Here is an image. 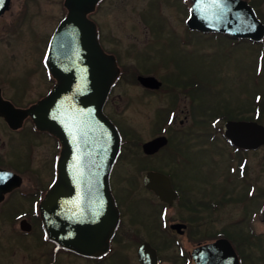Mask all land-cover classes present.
I'll use <instances>...</instances> for the list:
<instances>
[{
  "label": "flooded vegetation",
  "instance_id": "flooded-vegetation-1",
  "mask_svg": "<svg viewBox=\"0 0 264 264\" xmlns=\"http://www.w3.org/2000/svg\"><path fill=\"white\" fill-rule=\"evenodd\" d=\"M30 1L33 4L36 3L38 8H46L44 3H52L53 9L58 8L61 11L52 28L47 30L48 33H42V30L47 28L43 25H41L43 28H34L32 34H23L22 27H18L26 20V10L30 9ZM151 1L150 11L152 13L145 10L142 12L143 14H139L140 17L147 13L153 14V16L152 20L149 18V21L146 20L148 18H140L147 29L148 37L143 48L133 47L134 49H130L131 52L138 54L139 59H142L133 67L122 65L115 48H109L104 44L106 38L101 30L100 21L94 19L95 13L107 3V0H98L93 10L87 14V17L93 20L96 25L97 38L102 50L114 56L119 68V76L109 89L102 105L103 114L115 124L120 136L118 152L108 174V189L111 192L118 217L112 234L108 236L105 249L99 254H84L70 246L63 245L62 242L70 238V241L77 240L78 236L74 233L78 231L76 220L78 211L84 212V215L88 211L95 212L88 221L90 226L93 225L92 232L109 231V223L105 225V220L101 222L102 229L98 228L99 221L97 219L101 217L100 209L102 219L103 213L107 209L103 199L95 198V187L88 188L90 194L86 192L84 186L79 187V180L73 178L75 174L72 178L63 179L60 177L62 142L58 136L36 128L29 115L25 116L21 125L15 128L9 122L13 118L12 112H7L10 105L27 108L35 104L45 97L55 85L56 79L50 74L46 58L52 33L66 15L68 7L65 0H52L51 2L18 0L16 2L17 11L13 12V0H8L5 9L0 12V61L6 56L12 64L11 67H7L0 62V222L5 224L0 227L1 233H3L2 237L0 236V255L6 253L3 250L5 247H9L6 263L9 264L10 261L11 264H153L156 259L157 264H196L192 256L195 248L224 237L231 244L239 264H264V185L255 184L247 171L248 153L259 150L264 145L249 149L237 147L231 144L222 131L223 123L227 120H253L250 118L257 115L259 117L257 121L260 122L263 111L261 104H254L255 101L253 102L252 97L251 106L245 109L239 107L233 111L227 109L226 105H222L219 110H209L210 103H206V101L203 102L202 107L198 108L199 96L202 95V90H206L205 78L186 76L182 73L184 65L181 64L184 61H189L187 56L191 52L195 55V48L188 47L194 38L198 40V45L202 44L206 36L226 38L228 43L223 46L225 48L223 49L225 55L222 54L224 59L232 53V50L230 52L226 50L230 46L234 49V46L239 43L253 45V42L249 39H236L227 34L202 33L189 28L187 19L192 0ZM245 1L255 10L264 25V18L259 12L264 0ZM0 5H2L1 2ZM166 11L171 17L166 14ZM7 13L11 14L9 19L6 18ZM15 30L17 31L15 32ZM167 37L171 38L172 43H168L170 40ZM18 38L22 39L18 40ZM173 42L175 43L173 44ZM261 42L264 43V36ZM22 44H27V46L22 47ZM162 44L165 48L173 47L187 54L182 59H179L178 54L172 55L168 61L164 49L159 50L160 47H163ZM183 46L188 49L187 52L183 51ZM23 53L30 55L24 64L20 61L24 58ZM148 64H152V66L148 67ZM17 67L18 73L14 74ZM164 69H168L171 75L166 78L158 75ZM125 75H134L136 88L133 101L137 106H141L143 117H145V120H137V125L142 127L150 125L149 131L145 130L147 133H151L150 137L142 140L137 135V138L133 139L137 144L135 147L137 161L135 163L140 167L138 170L144 171L139 185L145 193L138 192V188L141 189L140 186L138 187V182L135 183L137 188L131 186L126 191H122L117 187L114 179L115 169L121 164V159L125 155L130 132L125 129L124 125L122 126L123 122L118 118L119 111L111 109L109 103H112L114 88L124 79ZM141 76L154 77L159 84L156 86L144 84L139 79ZM253 77L254 74L251 79ZM34 79L39 80L43 91L40 90L35 96L27 97L26 92L30 89V84ZM216 96L217 94H214V97ZM156 100L159 102L158 106L155 108L152 118L148 120L149 116L144 112V106L156 102ZM182 103L186 104V108L181 109ZM2 106H5L6 110ZM220 122L222 123L220 124ZM195 127L197 129L194 133ZM160 136L165 138L164 144L152 152H146L143 149L144 143ZM193 142L201 143L200 149L191 150L192 144L195 145ZM206 142L211 144V149L207 151L208 154H213L217 159L213 158L214 164L209 166L208 175L204 174L203 180H199L197 175L200 173L197 172V169L204 164L203 152L205 151H203L202 145ZM221 142L224 144L223 147ZM223 150L228 152L229 157L226 160L224 171L216 177L214 166L215 164L220 166ZM180 158L183 160L181 163ZM153 160L155 161L151 162ZM227 161H229V165ZM186 170H189L190 176L186 175ZM180 171H183L182 176L180 175L181 178L190 177V180L193 179L190 181L191 186L195 185L201 191L203 190L202 201L194 203L188 194L184 197L183 193L186 188L181 187L180 182L177 183ZM148 172L165 176L175 195L168 194L163 199L155 191L146 187L144 176ZM129 181L135 182V180ZM136 181L138 180L136 179ZM53 184L57 186L53 215L58 223L57 229L64 230L58 240H54L48 235L43 221L42 207ZM238 191L240 192L238 193ZM119 194L123 198L121 202L118 199ZM127 194L129 198H127ZM141 195L142 197H140ZM134 196L137 205L142 203L150 208V218L154 220L153 237L146 234L143 224H140L135 218V213L138 210L130 209V212L128 209V201L132 200ZM209 199H213L209 202V212H207L210 217L216 214L221 206L226 205L227 201L235 204L242 202L245 211L244 217L240 220L235 219L232 226L236 227V223L244 220L248 215L247 224L249 221H256L254 227L247 226V230L251 234L250 237L242 236V227L232 233H228L227 230H217L212 236L214 239L199 242L190 249L185 248L179 237H187V231H192L189 236L195 237L196 234H200L199 228L205 229V224L201 226L194 224V226L192 223L199 222L200 219L203 223L207 219L205 222L207 225L210 224L209 217L204 216L203 219L201 211H198L204 209V204ZM191 201L192 203L189 205ZM178 206L182 209L180 212L186 208L191 210L192 217L185 219L169 216L173 213L172 209ZM217 209L218 211H216ZM177 212L178 210L175 209V213ZM155 213H157V218L154 219ZM8 217H11L10 220ZM259 223L263 224V230L259 229V225H257ZM207 225L206 232L209 231L208 228L211 229ZM7 227L12 233L11 239L5 236ZM259 233L263 238L259 236ZM30 243H34L35 246ZM252 247L261 250L257 252L259 255L256 259Z\"/></svg>",
  "mask_w": 264,
  "mask_h": 264
},
{
  "label": "water",
  "instance_id": "water-1",
  "mask_svg": "<svg viewBox=\"0 0 264 264\" xmlns=\"http://www.w3.org/2000/svg\"><path fill=\"white\" fill-rule=\"evenodd\" d=\"M8 0H0V12ZM98 0H65L68 7L64 18L54 30L48 51L47 65L55 85L41 100L27 108L9 106V121L19 127L29 115L39 130L58 136L62 142L61 175L77 178L79 187H95L94 195L103 199L107 211L101 217L109 223V231L92 232L88 221L93 211L77 213L76 241L65 239L63 245L84 254H99L107 244L108 236L117 222V209L108 189V174L119 148V135L113 123L102 113V105L109 88L118 75L115 58L99 45L95 23L87 17ZM187 25L203 32H223L234 37L258 41L264 34V25L244 0H192ZM150 86L159 82L151 76L139 77ZM157 83V84H156ZM5 110L6 107L2 106ZM6 114V112H5ZM6 116V115H5ZM223 132L233 145L246 149L264 144V126L254 121H231L223 125ZM165 138L157 137L143 144L146 152L156 150ZM67 171V172H66ZM77 175V176H76ZM144 185L159 197L175 195L165 176L148 172ZM57 186L53 184L43 204V221L48 235L58 240L64 230H58L53 215ZM264 217V208H263ZM108 218V220H107ZM63 236V235H62ZM192 256L196 264H239L238 258L225 238L197 247ZM144 263L142 257H140ZM155 259V257H154ZM145 264V263H144ZM157 264V261H153Z\"/></svg>",
  "mask_w": 264,
  "mask_h": 264
},
{
  "label": "rangeland",
  "instance_id": "rangeland-1",
  "mask_svg": "<svg viewBox=\"0 0 264 264\" xmlns=\"http://www.w3.org/2000/svg\"><path fill=\"white\" fill-rule=\"evenodd\" d=\"M17 1L18 0H13V4H12L13 12L17 11L16 9ZM51 1L52 0H44V2H51ZM151 2H152L151 0H107V3H105L104 6L94 15V19L95 20L98 19L100 21L101 30L105 34L104 38L106 39L104 41V44L109 48H113V47L115 48V50L118 52L120 63L122 65L133 67V65L137 64L141 59V58L139 59L138 54L131 52L130 49H134L133 47L143 48L145 45V41L148 37V33H147V29L144 27L140 18L141 19L148 18L146 20L149 21V18L151 19L153 14L150 15L147 13L144 16L141 15V17L139 16V14H143L142 12H144L145 10L146 11L149 10V12H151L150 11V6L152 4ZM40 5L42 6V4ZM44 5L46 6V8L44 6H43L44 8H38L36 3L33 4L30 1V9L26 10L27 12L26 20L21 25L18 26L20 28L22 27L21 30L23 34H32L33 29L42 27L41 25H43V27L44 26L47 27L42 30L43 31L42 33H48L49 28H52L53 24L55 23L61 11H59L58 8L53 9L52 3H44ZM259 12L264 18V2L260 6ZM166 14L171 17V15H169L167 11ZM10 16L11 14L7 13L6 18L9 19ZM17 30H15V32ZM20 39L22 38H18V40ZM167 39L170 40L171 38L167 37ZM197 42L198 40L194 38V40L191 41L190 45L188 46L190 49L195 48V55L191 52L187 56L189 61H184L181 64L184 65L182 67L183 69L182 73L185 74L186 76L205 78L206 90H202L201 93L202 95L199 96L198 108L202 107L203 102L205 103L206 101V103H210L209 110L213 109L214 111H216L221 109L222 105H226L227 109L235 111V109L239 107H242L244 109L250 107L252 103L251 99L253 97V102L255 101L254 104L256 103L261 104V109L263 111H262V116L260 118V123L264 125V62H263V70L261 72L262 74L258 76L254 75L253 79H251L252 75L254 74L255 59L257 54L256 52L258 49H262V48L258 44L249 45L246 43H239L236 46H234L235 47L234 49L231 46L230 48L226 49L228 52L232 50V53H230L228 58L226 57L224 59L223 55L225 54L223 53V49L225 48H223V46L228 43V40L226 38L222 36H215V37L206 36L202 44L200 43L198 45ZM168 43H172V41L170 40ZM174 43L175 42H173V44ZM21 46L22 47L27 46V44H22ZM28 46L30 48V45ZM163 49H164V54L166 56V60L168 61H170V57L172 55L178 54L179 59H182L187 54L173 47H171V49L165 48L164 45L163 47H160L159 50H163ZM183 51L187 52L188 49L184 48ZM27 53H23L22 56H24V58H22V60L20 59V61H22L23 64L24 61L30 58V55H28ZM0 62L7 67L12 66L10 61L7 60L6 56H4L2 58V61ZM147 66L150 67L152 66V64H148ZM18 67L15 69L17 71H15L14 74L18 73L19 70ZM168 71H169L168 69H164L158 75H161L166 78L168 75H171V72ZM125 76L123 77L124 79H122L119 82V84L114 88L112 93V97H113L112 103H109V107H111V109L113 108V110L116 109L114 111H119L118 118H120L121 121L124 123V124L122 123V126L124 125L125 129L130 132L129 135L131 136V138L130 136H128L129 140L127 139L128 142L126 144L125 155L121 159V164L118 165V167L115 169L114 172L115 183L117 184V187H119V189L122 191H126V189L131 186L137 188L136 187L137 182H138V187L140 186L139 185L140 178L142 177L144 171L138 170V168L140 167H138V164L135 163L137 161L135 158V149H136L135 147H137V144L133 141V139H136L138 135L142 140H145L148 137H150L149 135L151 134L145 131L147 129L149 131L150 125L149 126L144 125L143 127L137 125V122L140 120H145L144 119L145 117H143L141 106L140 105L137 106L136 103L133 101V97H134L133 94L135 93V88H136V84L134 82V75L126 76V77ZM30 85H31L30 89H28V92H26L27 97L35 96L37 92H39L40 90L43 91L42 90L43 87L39 82V80L37 79H34V81H32ZM255 93H259V95L255 96ZM214 94H217V96L214 97ZM260 99L261 102H259ZM149 100H152V98H149ZM158 103L159 102H157L156 100V102L148 103L144 106L145 107L144 112H146V114L149 116L148 120L152 118L153 112L155 108H157ZM185 105L182 103L181 109L186 108ZM221 123L222 122H220V124ZM190 127L191 125L189 126V128ZM196 129L197 127L194 128V133ZM193 143H195V145L192 144L193 148H191V150H194L196 148L200 149L199 145L201 143L198 142H193ZM220 144L222 145V147L224 146L222 142ZM202 147H203V151H205L203 152L205 158L203 159L204 160L203 166H200L197 169V172L200 173L197 175V179L199 180H203L204 174L208 175L209 166H212L214 164L213 158L215 157L213 154H208L207 152L209 149H211L210 143L207 142L206 144L203 143ZM248 155L249 156L247 162L248 165L247 171L250 176V179L253 180V182L257 185L258 184L264 185V147L259 150H255L253 152H249ZM228 157H229L228 152L223 150L220 158L221 161L220 166H216V164L214 166V174L216 177L218 174L224 171L226 166L225 163ZM215 159L217 158L215 157ZM154 161L155 160L151 162ZM181 162H183V160H181L180 158V163ZM227 163L228 165L230 164L229 161H227ZM181 174H183V171L179 172L177 183L180 182L181 187L186 188V190L183 193L184 197H186L188 194L194 203L196 202L198 203L199 201H202L201 194L203 190L201 191L195 185L191 186L190 181H193V179L190 180L189 179L190 177L186 178L184 175H183L184 178H181L180 177ZM187 174L188 176H190L189 170H186V175ZM136 179L138 181H136ZM129 180H135V182L134 181L130 182ZM184 180H186L187 182ZM180 185L178 184V186ZM140 188L141 189L138 188V192L145 193L141 186ZM239 192L240 191H238V193ZM140 197H142V195ZM127 198H129L128 194H127ZM118 199L120 202L122 201L123 198L121 194H119ZM213 199L207 200L206 203L204 204V209L198 210L201 211L200 213L202 215V218L204 216L209 217L208 220L210 224L207 225V223L205 222L207 219L204 220L203 223L200 219L199 222L192 223V225L195 224L197 226H201L202 224H205L204 225L205 229L201 230V228H199L200 230L198 231L200 232V234L198 235L196 234L195 237H190L189 234L192 231L189 232L187 231V237H179L185 248L190 249L192 246L198 244L199 242L202 243L214 239V237L212 236H214L215 234L214 231L217 230H227L228 233H232L233 231L237 232L239 227L240 228L242 227V232H243L242 236L250 237L251 234H249V231L247 230L248 229L247 226L252 225L254 227V225H256L254 222L256 221L254 222L249 221L247 224L248 215L246 216V218H244V220H241L238 223H236V227L232 226L233 221L235 219L240 220L242 219V217H244L245 211H244L243 203L238 202V204H235L234 202L227 201L225 202L226 205L221 206L219 208V211L217 209L216 211L218 212L210 217L208 216L207 212H209V202L210 200ZM135 200L136 198L134 196L132 200L128 201L127 204L129 206L128 209L129 211L130 209L132 211L138 210L135 213V218L138 220V222H140V224H143V226L145 227V229L143 230L146 232V234L149 235L150 237H153L154 220L150 218V208L142 203L137 205ZM192 201L189 202V205H191ZM179 208H180L179 206L174 207L172 209L173 213L169 216H172L174 218H185V219H189L192 217L193 214L191 210L186 208L185 210L180 212L182 209ZM175 209L178 210L177 213H175ZM8 218L10 220L11 217ZM155 218H157V213H155L154 219ZM206 225L211 227V229L208 228L209 229L208 232H206ZM257 225H259V229L263 230L262 223H259ZM1 226H5V224L0 222V227ZM129 227H131V224H129ZM8 230L9 229L7 227L5 231V236L6 238L11 239L12 233H10V230L9 231ZM2 235L3 233H1V229H0V236L2 237ZM259 236H262L261 233H259ZM30 244L32 246H35L34 243H30ZM251 249L253 250V254L255 255L254 258L256 259L257 255H259L257 252L261 250L260 248H256V247H252ZM3 250L6 253L0 255V264H8L6 263L5 260H8L7 250H9V247H5ZM9 264H11L10 261ZM79 264H83V263H79Z\"/></svg>",
  "mask_w": 264,
  "mask_h": 264
},
{
  "label": "trees",
  "instance_id": "trees-1",
  "mask_svg": "<svg viewBox=\"0 0 264 264\" xmlns=\"http://www.w3.org/2000/svg\"><path fill=\"white\" fill-rule=\"evenodd\" d=\"M211 34H214V33H211ZM250 119H253V120H258L259 119V117L257 116V115H255V116H253L252 118H250Z\"/></svg>",
  "mask_w": 264,
  "mask_h": 264
}]
</instances>
